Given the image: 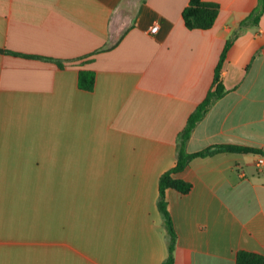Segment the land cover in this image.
I'll return each mask as SVG.
<instances>
[{"label":"crops","instance_id":"crops-1","mask_svg":"<svg viewBox=\"0 0 264 264\" xmlns=\"http://www.w3.org/2000/svg\"><path fill=\"white\" fill-rule=\"evenodd\" d=\"M204 1L220 7L209 30L186 28L190 0H0V264H162L159 179L230 40L226 93L187 152L264 150V11L244 23L261 0ZM258 156L196 158L180 174L192 189L166 193L174 264L264 255Z\"/></svg>","mask_w":264,"mask_h":264},{"label":"trees","instance_id":"trees-1","mask_svg":"<svg viewBox=\"0 0 264 264\" xmlns=\"http://www.w3.org/2000/svg\"><path fill=\"white\" fill-rule=\"evenodd\" d=\"M219 10L220 7L216 3L204 0H190L182 14L184 24L189 30H209L216 22ZM263 11L264 0H261L259 7L246 19V21H244V23L252 22L253 24L258 25ZM230 46L231 40L227 42L221 55L219 64L216 68V75L212 89L208 92L203 102L200 103L190 115L185 128L179 135L178 154L175 166L163 173L159 179L158 209L163 217L164 225L168 234V256L162 264L175 263L174 253L177 244V233L168 208L166 193L168 190H175L182 195H186L191 191L192 184L180 177V174L190 165V163L196 158L210 157L220 153L260 154L264 156L263 149L231 145L217 146L193 154L187 152V144L195 127L206 116L215 102L221 99L226 93L221 82V71L227 50ZM58 64L62 65L61 62H58ZM78 86L81 90L92 92L95 86L94 72L88 70L81 71L78 77ZM236 264H264V255L248 251H239L236 256Z\"/></svg>","mask_w":264,"mask_h":264},{"label":"built area","instance_id":"built-area-1","mask_svg":"<svg viewBox=\"0 0 264 264\" xmlns=\"http://www.w3.org/2000/svg\"><path fill=\"white\" fill-rule=\"evenodd\" d=\"M157 31H158L157 25H155L154 27L150 29L151 33H156ZM255 166L260 170H264V156L263 155H260L257 157L255 161Z\"/></svg>","mask_w":264,"mask_h":264}]
</instances>
